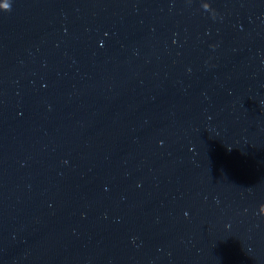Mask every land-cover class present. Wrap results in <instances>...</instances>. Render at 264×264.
<instances>
[{
    "label": "water",
    "instance_id": "water-1",
    "mask_svg": "<svg viewBox=\"0 0 264 264\" xmlns=\"http://www.w3.org/2000/svg\"><path fill=\"white\" fill-rule=\"evenodd\" d=\"M0 264H264V0H0Z\"/></svg>",
    "mask_w": 264,
    "mask_h": 264
}]
</instances>
